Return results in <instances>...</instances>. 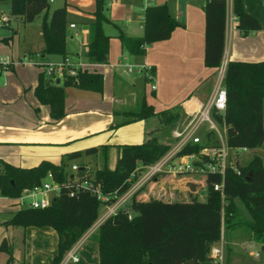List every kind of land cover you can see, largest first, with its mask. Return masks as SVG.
<instances>
[{"label": "trees", "instance_id": "trees-1", "mask_svg": "<svg viewBox=\"0 0 264 264\" xmlns=\"http://www.w3.org/2000/svg\"><path fill=\"white\" fill-rule=\"evenodd\" d=\"M10 12L23 21H31L44 11L41 30L43 48L41 55L66 57V8L57 6L48 15L49 0H8ZM104 0H96L94 17L89 21V39L86 60L106 63L109 37L102 23L107 19L103 10ZM233 12L243 34L261 29L260 21L247 12L241 0H233ZM204 65L217 68L224 54L226 0H206L204 4ZM178 26L165 3H154L144 9L143 34L128 37L119 34L122 47L131 54H143L149 44L168 39ZM152 69V68H151ZM153 73V69H152ZM56 76L43 71L38 74L34 93L38 101L47 104L50 116L59 119L64 115L65 88L102 92L103 76L98 72L78 69L75 74L64 72L61 82ZM146 78V77H145ZM147 80V79H146ZM226 107L223 112L213 109L211 115L218 124H224L229 147H246L254 150L264 146V60L246 62L229 60L224 75ZM127 118L112 127L134 120L156 117L162 125H175L181 118V106L176 105L156 112L151 104L141 100L138 107L126 114ZM207 144H217L213 130L204 131L202 143H187L178 154L198 152ZM171 147L156 137L142 143L119 145V157L113 169L103 165L94 171L79 168L68 173L64 166L50 161L23 168L0 160V196L16 198L25 188L41 185L48 172L61 183L60 190L44 208L23 207L12 213L7 221L12 226H50L58 234V251L52 264H59L66 252L98 219L101 201L86 187L78 185L87 179L100 185L104 194L126 191L132 181L131 173L139 164L147 165L160 159ZM97 147L85 150L94 154ZM79 153H72L74 158ZM241 173L227 167L224 173L223 196L212 184L220 181L217 173L205 176V199L195 194L188 200L164 201L157 198H137L139 189L131 197L127 208L106 218L92 235L98 244L99 264H184L194 259L195 264L208 261L211 245L220 239L221 233L236 226H243L249 239L264 245V164L254 155L246 164H238ZM141 171H137L139 174ZM239 198L246 208L249 219L240 218L235 200ZM113 199H111L112 201ZM131 218H128V214ZM13 247L5 238L0 241V252L8 255L7 264L13 261Z\"/></svg>", "mask_w": 264, "mask_h": 264}, {"label": "crops", "instance_id": "crops-1", "mask_svg": "<svg viewBox=\"0 0 264 264\" xmlns=\"http://www.w3.org/2000/svg\"><path fill=\"white\" fill-rule=\"evenodd\" d=\"M56 1L57 6L66 8V57L79 63L83 69L102 74V92L66 87L64 115L53 119L49 106L40 103L34 93L41 72L38 63H56L63 57L40 54L44 44L41 28L32 36H23L16 44L14 38L19 24L26 26L18 15V20L10 21L8 27H0V160L23 168L46 160L55 165L62 164L65 171L73 173V164L88 168V171L103 165L113 169L119 157V145L142 143L150 137L171 144L175 130L182 129L193 119L214 88L217 68L206 67L203 60L206 0H156L155 3L167 5L178 26L168 39L146 46L143 54H131L122 47L119 39L120 33L128 37L142 36L145 9L142 0H104L103 10L107 19L103 21L102 28L109 37L106 63H91L85 56L89 21L94 17L96 0ZM241 1L244 9L260 21L261 29L243 34L233 12V0H226L222 60L262 61L264 0ZM51 11L48 8V15ZM70 23H74V27H70ZM128 65L150 66L156 89L150 88L145 71L128 72ZM60 82L57 76L56 83ZM141 100L151 104L156 112L179 105L181 118L175 125H162L156 117H150L112 127L114 123L125 121L126 114L135 110ZM207 127V123H203L198 131H206ZM219 127L226 141L223 124H218L217 136L222 138ZM90 147H97V152L86 154L85 150ZM72 153L79 154L70 158ZM77 158H84L85 164L77 163ZM163 175L165 178L159 180ZM175 176L168 173L155 175L141 187L146 185L148 192L142 194L144 197H139L138 193L137 198L172 201L199 193L196 185L203 183L202 176ZM19 208L15 198L0 196V241L5 238L13 247L11 264H52L58 251L56 230L50 226L8 225L12 213ZM103 213L104 208L101 207L98 219L81 236L76 253L78 261L67 260L62 264H99L98 244L92 235L103 222ZM243 228L236 226L221 233L223 252L224 247L227 249L226 264L230 245L244 235ZM246 237L249 238L248 233ZM7 259L8 255L0 252V264H7ZM200 264L212 263L208 260Z\"/></svg>", "mask_w": 264, "mask_h": 264}, {"label": "built area", "instance_id": "built-area-1", "mask_svg": "<svg viewBox=\"0 0 264 264\" xmlns=\"http://www.w3.org/2000/svg\"><path fill=\"white\" fill-rule=\"evenodd\" d=\"M52 1V0H49ZM143 6L154 4L156 0H142ZM10 21V16L3 10H0V27L6 26ZM70 27H74V23H70ZM32 61V59H28ZM227 61L225 58L221 60L220 65L216 70V77L214 82L213 92L210 95L207 102L196 112L193 119H191L180 131L175 133L176 141L175 145L171 147L160 159L156 162L143 165L139 164L135 170L131 173L130 178L132 181L130 187L121 194L114 191L110 194H104L100 190V185L95 184L87 179L79 182L78 185L86 187L91 190L101 201V207L104 208V213L101 220H105L109 216H114L119 210H125L128 212L127 205L134 195L147 181L151 180L155 175L162 173H168L171 175H199L205 178L208 173H217L220 175V181L213 183L214 190L219 191L223 196L224 188V173L227 167H231L237 174L241 171L238 168V164L241 163V152H247L249 149L246 147L232 148L229 147L227 141L217 136L218 123L213 119L211 111L213 109L218 112H223L226 107V90L224 87V75ZM41 71L47 75H62L64 72L69 74H75L78 69H83L77 62L71 61L67 57H63L60 62L56 63H38ZM128 72L132 71H145V77L150 83L152 90L156 89V85L152 82V69L150 66H137L128 65L126 67ZM203 123H207L206 130H213L216 134L217 144H207L202 147L197 153L178 154L179 151L187 143H202V137L199 134V128ZM224 126V124H223ZM225 128V127H224ZM243 156V155H242ZM80 167L77 164L71 165V171L74 173ZM141 171L137 174V171ZM61 183L54 180L51 172H48L45 180L41 185L34 186L32 188H25L22 193L15 198L18 207H32V208H44L50 204V200L54 195H57ZM26 199H29L27 201ZM111 199H113L111 201ZM128 218H131V214H128ZM80 246V239L66 252L62 262L67 260L78 261L76 255ZM260 253H254L255 257H259ZM209 260L212 264H222L224 260L222 236L220 242L217 245L210 247L208 253Z\"/></svg>", "mask_w": 264, "mask_h": 264}, {"label": "rangeland", "instance_id": "rangeland-1", "mask_svg": "<svg viewBox=\"0 0 264 264\" xmlns=\"http://www.w3.org/2000/svg\"><path fill=\"white\" fill-rule=\"evenodd\" d=\"M56 6H57V1L55 0L54 2H50L49 9L52 10ZM0 9L4 10L6 13H8V15L10 16L11 22H12V20L15 22V20L18 18V15L11 14L10 4H9L8 0H0ZM43 14H44V11H42L38 15H36L33 20L24 21L26 26H22V24H19L18 34H16V37L14 38L16 44H19V39L20 38L22 39L23 36H25V37L32 36L35 32H37L38 29L41 28V22H42ZM10 21L4 27H8L10 24ZM12 24L14 26V23H12ZM54 76H56V77L59 76V78H61L62 75L55 74ZM180 130L181 129H179L178 131H180ZM219 131H220V134L222 135V138L224 140V133H223L221 127H219ZM176 132H177V130H175V133ZM175 133H174V137H173L175 139H173V141L171 143V147H173L175 145V141H176ZM199 134L203 138L204 131L199 132ZM241 154L243 155V156L241 155L242 158L240 160L242 165L246 164L247 161H249L254 155H257L258 158L262 161V164H264V146L257 148V149H254V150H248L247 152H241ZM76 162L81 164V165L85 164L84 158H77ZM68 169L70 170V168H68ZM90 172H92V171H90ZM189 175H191V174H184L181 176L176 175L175 177L176 178H182L184 176L189 177ZM163 178H165L164 175L160 176L159 180H163ZM202 180H203L202 184L196 185V189L199 190V193H197L196 196L200 200L205 199V189H204L205 181H204L203 176H202ZM146 192H148V187L145 185L140 190V192L138 194L139 197H144L142 194H144ZM150 198H153V197H150ZM182 198L184 200H188L189 195H184ZM26 200L29 201V199H26ZM235 202H236V205L238 207V214H239L240 218L248 220L249 214H248L246 208L244 207L242 201L239 198H237L235 200ZM243 231H245V233L243 235L244 237L242 236L239 240L236 241V243L234 245H230V250H229V254H228V256H229L228 264H264V254H260L259 257L254 256V253H256V252L260 253L262 245L251 240V239H249V238H247L246 237V235L248 233L247 230L244 229ZM92 239H93V237H92ZM217 244H218V241L213 243L211 246L217 245ZM226 255H227V249H226V247H224V260H223L222 264L227 263Z\"/></svg>", "mask_w": 264, "mask_h": 264}, {"label": "water", "instance_id": "water-1", "mask_svg": "<svg viewBox=\"0 0 264 264\" xmlns=\"http://www.w3.org/2000/svg\"><path fill=\"white\" fill-rule=\"evenodd\" d=\"M81 168H82V167H81ZM113 222H114L115 224L118 223V219H117V216H116V215L113 216ZM261 251H262L263 254H264V245L261 246ZM184 264H195V260H194V259H190V260L184 262Z\"/></svg>", "mask_w": 264, "mask_h": 264}]
</instances>
